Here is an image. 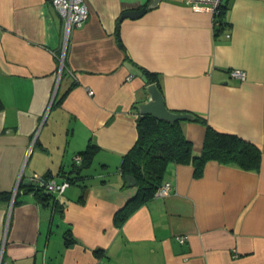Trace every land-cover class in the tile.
Returning a JSON list of instances; mask_svg holds the SVG:
<instances>
[{
	"label": "crops",
	"instance_id": "crops-1",
	"mask_svg": "<svg viewBox=\"0 0 264 264\" xmlns=\"http://www.w3.org/2000/svg\"><path fill=\"white\" fill-rule=\"evenodd\" d=\"M150 1L83 0L86 20L65 33L52 0H0V264H264V0H223L219 19L161 0L119 20ZM149 74L169 110L256 144L261 164L208 162L200 177L171 164L169 193L118 224L137 193L120 167ZM180 125L199 155L205 127ZM34 175L71 184L41 202Z\"/></svg>",
	"mask_w": 264,
	"mask_h": 264
},
{
	"label": "trees",
	"instance_id": "trees-1",
	"mask_svg": "<svg viewBox=\"0 0 264 264\" xmlns=\"http://www.w3.org/2000/svg\"><path fill=\"white\" fill-rule=\"evenodd\" d=\"M220 14L217 15V19ZM115 37L118 45L124 49L118 26L115 30ZM148 76L149 83H155L159 89L156 77L152 74ZM63 96L58 97L56 94L53 105L59 104ZM1 107L0 102V109ZM194 122L205 127L202 150L197 156L193 154L192 145L186 139L180 122L170 124L151 116L137 118L136 142L123 156L120 167L123 178L132 176L135 179L137 193L116 214L115 219L118 224L124 222L131 213L155 195L157 189L163 184L167 167L171 164H191L196 177L202 175L204 166L208 162L232 166L248 172L259 170L262 151L256 144L235 134L217 130L200 115L195 114ZM93 149L92 145H88L84 151L80 152L84 164L92 155ZM35 188L31 190L35 193L36 198L41 202L48 203L52 198L51 195L41 188ZM7 196L5 193H0V198Z\"/></svg>",
	"mask_w": 264,
	"mask_h": 264
},
{
	"label": "built area",
	"instance_id": "built-area-1",
	"mask_svg": "<svg viewBox=\"0 0 264 264\" xmlns=\"http://www.w3.org/2000/svg\"><path fill=\"white\" fill-rule=\"evenodd\" d=\"M222 1L223 0H187L186 4L193 11L208 13L215 17L222 11ZM52 3L63 20L65 33H68L71 28L81 27L88 16V10L83 0H52ZM229 75L241 81L246 79V72L241 69H231ZM75 160L78 162L81 161V158L76 157ZM28 182L31 184L34 182V187L41 188L48 194H61L71 184V181L67 179L58 182L38 175H34ZM170 190V183L165 182L157 189L155 195L165 196ZM178 241L183 244L186 241V237H178Z\"/></svg>",
	"mask_w": 264,
	"mask_h": 264
},
{
	"label": "water",
	"instance_id": "water-1",
	"mask_svg": "<svg viewBox=\"0 0 264 264\" xmlns=\"http://www.w3.org/2000/svg\"><path fill=\"white\" fill-rule=\"evenodd\" d=\"M160 2L161 0H151L146 6L138 10L125 11L121 14L119 20L122 21L123 19H132V20L139 19L144 14H146L147 11L156 9L160 4ZM56 92H57V88H55L53 91L52 101L55 98ZM146 94H147L146 101L136 106V110L140 117L151 116L154 119L170 124H173L175 122L195 120V116L192 114L177 113L169 110L165 106L164 98L155 83H151L146 87ZM125 183L129 187H135L136 185V181L132 176H126ZM32 185L35 186V183L33 182Z\"/></svg>",
	"mask_w": 264,
	"mask_h": 264
}]
</instances>
